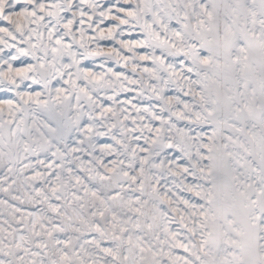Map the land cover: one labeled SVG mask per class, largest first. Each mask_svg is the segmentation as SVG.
Returning a JSON list of instances; mask_svg holds the SVG:
<instances>
[{"label":"snow or ice","instance_id":"1","mask_svg":"<svg viewBox=\"0 0 264 264\" xmlns=\"http://www.w3.org/2000/svg\"><path fill=\"white\" fill-rule=\"evenodd\" d=\"M0 264H264V0H0Z\"/></svg>","mask_w":264,"mask_h":264}]
</instances>
